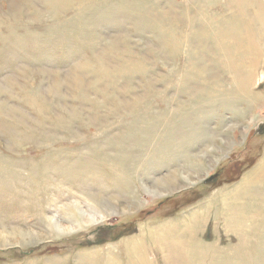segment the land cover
Listing matches in <instances>:
<instances>
[{"label": "rangeland", "instance_id": "obj_1", "mask_svg": "<svg viewBox=\"0 0 264 264\" xmlns=\"http://www.w3.org/2000/svg\"><path fill=\"white\" fill-rule=\"evenodd\" d=\"M0 236V264H264V0H0Z\"/></svg>", "mask_w": 264, "mask_h": 264}, {"label": "bare ground", "instance_id": "obj_2", "mask_svg": "<svg viewBox=\"0 0 264 264\" xmlns=\"http://www.w3.org/2000/svg\"><path fill=\"white\" fill-rule=\"evenodd\" d=\"M8 88V87H7ZM4 90V89H3ZM26 232V231H25ZM30 232V231H29ZM7 236V235H6ZM1 237V236H0Z\"/></svg>", "mask_w": 264, "mask_h": 264}]
</instances>
